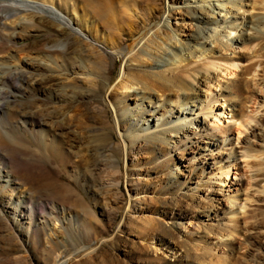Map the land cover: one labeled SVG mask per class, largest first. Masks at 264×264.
<instances>
[{"label": "rangeland", "instance_id": "obj_1", "mask_svg": "<svg viewBox=\"0 0 264 264\" xmlns=\"http://www.w3.org/2000/svg\"><path fill=\"white\" fill-rule=\"evenodd\" d=\"M72 1L76 4L78 14L86 20L79 22L85 34L93 38L97 34L100 39L98 35L101 33L108 41H113L122 48L129 46L138 31L155 20L153 16L139 20L137 31L130 35L129 25L133 18L126 15L128 8L135 5L145 14L150 7L161 3L165 5V0ZM240 4V10L234 14L237 30L228 31V35L221 37L219 43H210L214 52H207L199 58L194 56L192 60L177 65L174 71H167L162 75L164 67L156 68L151 64L137 66L136 61L128 60L138 70L157 71L156 76L164 84L169 79L178 78L182 81V84L179 82L180 86L185 83L195 89L196 72L207 74V83L202 80L194 95L191 89L184 91L185 93H176L185 97V101L192 95L193 100H197L191 109L193 113L184 118L179 116L173 123L170 122L179 127L193 121L192 125L199 130L194 132V127L190 129L192 133L189 142H177L175 146L162 144V155H157L153 151L150 153L149 148L139 150L133 145L138 139L164 131L172 124H162L144 131L139 127L128 129L129 126L124 124L125 132L129 131L128 141L133 147L129 154L130 157L133 153L132 158L124 159V165L123 161L120 163V171L125 173L124 182L120 179L121 172L118 173L114 166L102 164L97 170L93 169L92 164L101 158L102 161L104 158L111 160L112 156H121L117 151L123 148L116 135V128H112L114 112L108 102L120 109L131 103V100L124 97L131 90L124 92V89L113 88L122 73L123 56L95 43L107 65H93V83H86L81 79L72 80L71 68L83 65L79 54L80 42L75 40L73 32L60 30L40 14L36 17H43L42 21L33 17L32 23L24 24V28L20 29L14 22L24 14L21 10L5 19L1 17L6 30L0 29L3 31L0 35V63L3 62V70H9L12 76H0V87L3 90L9 89H5L6 92L0 97L1 101H8V105L4 107L5 112H0V136L4 137L3 133L6 131L5 135L8 134L9 137L24 139L21 124L26 120L28 126L44 130L47 137L46 131L51 125H39L41 119L38 114L42 111L45 117V112H48L47 119L57 122L55 127H50V135L64 133L54 135L63 143L68 155L57 161L47 162L38 152L35 153L30 148L28 151L24 141L14 139L22 143L16 142L14 148L6 141L2 147L0 145V162L7 166L2 174L9 175L10 187L15 188L11 193L8 188L2 187L4 181L0 180V264H55L60 256L69 257L65 264H163L157 258L160 256L168 264L173 263L175 257L162 252V248H155L154 239L155 236L164 235L163 229L171 225L170 218L173 217L174 210L171 213L169 207L172 205L176 208L175 211L184 214L182 222L186 225V229L182 227L177 233L179 237H176L177 243L181 245L179 248L182 247L178 254L183 250L188 254L181 264H216V261L220 264H253L251 257L255 252L249 243L256 239L264 241V227L248 230L247 227L241 228L238 225V235L233 237H216L212 232V229H219L223 233V226L231 225L224 219L227 198L230 196L236 195L234 201L246 205L244 214L239 207L231 206L240 210L238 224L250 212L264 209V191L258 192L264 185V180L263 175L257 173L260 164L264 163V106L261 105L264 96V33L259 36L253 34L254 38L243 44L230 41L243 32L239 28L249 18L264 14V0H242ZM227 18L232 19V16ZM89 20L93 22H90L93 24L92 28L83 24ZM221 25L217 28L223 32ZM94 26L97 27V32ZM17 30L25 36L13 39L8 36L10 31L12 33ZM246 32L242 34H252L251 30ZM4 37L12 39L13 43ZM64 43L65 50L54 49ZM72 49L75 51H71ZM19 56L21 59L30 56L45 60L46 65L40 66L37 73L59 76L62 82L57 87L56 94H44L40 85L22 80L21 74L29 75V67L18 62ZM81 70L82 68L78 71ZM234 83L241 85L239 90L232 89ZM111 90L114 91L110 94ZM169 93L170 97L175 94ZM27 111H35L33 119L25 113ZM149 118L151 121L152 117ZM108 126L109 132L114 135L111 149L102 147V136ZM252 127L260 128L262 135L254 136L250 133ZM220 136L226 139L219 149L216 145H211L214 139L210 137ZM237 136H248L261 152V158L243 155L240 143L234 140ZM226 141H231V145L224 144ZM230 148L232 155L228 160L226 155ZM219 162L225 172L229 167L228 173L211 174ZM116 181L118 185L114 187L113 183ZM152 190H158L159 195L154 196ZM129 196L132 198V206L126 212V199ZM146 219H151L150 223ZM145 228L150 232L142 236ZM192 244L203 246L205 253L204 250L203 253L196 251L197 246L192 248ZM225 258L226 261H223Z\"/></svg>", "mask_w": 264, "mask_h": 264}, {"label": "bare ground", "instance_id": "obj_2", "mask_svg": "<svg viewBox=\"0 0 264 264\" xmlns=\"http://www.w3.org/2000/svg\"><path fill=\"white\" fill-rule=\"evenodd\" d=\"M240 1L242 0H165V5L161 3L155 7H150L147 9V12L145 14L140 12L135 7V5H131L126 11V15L128 17L133 18L132 20H130V25H129L130 35H133L134 32L137 31L139 20L141 21L146 20L152 16L155 18V20L153 23L140 29L138 31V35L134 38L133 42H131L129 46L124 47V48L119 47V45L118 44L116 45L115 43H113V41H108L105 38V36H103V34L101 33L100 35H98L100 39L97 38V34L94 36V38L85 34L82 27L79 26L80 25L79 22L86 21V20H83L81 18V15L78 14L77 9H76V4L72 0H0V29L3 31L6 30L4 29V23L1 22L2 20L1 17L5 19V17L9 15H12V14L14 15L15 13L18 14L19 13L18 11L21 10L24 14L23 15L21 14L22 16L17 20V22H14L17 25V27L20 29L24 28V24L32 23L33 17L42 21L44 18L41 16L44 15L45 18H47L46 20H48L50 23L52 22V24H56L60 30H68V31L73 32V36L75 37L76 35L75 40L76 41L78 40L80 42L79 54L81 56V61L83 65H81L80 67L78 66L75 68L74 67L71 68V73L73 74L72 76L73 78L72 77L70 78H72V80L81 79L86 83L88 82L93 83L94 76H95L92 70L93 65L97 67H102L104 65L105 66L107 65V61L104 58V55L98 50V48L95 46V43H98V45L100 44L102 47H106L109 50L113 49V51L123 56L124 63L121 69L122 73L120 77L118 76L119 78L117 79L116 83L113 85V88L118 87L119 89H122V90L124 89V92L127 89L131 90L130 94H125L124 96L125 99L131 100V103L126 104L123 107L121 106V109H120L119 107L113 105L111 102H108L110 103L111 109L114 112V116H113L114 125H112V128L113 130L114 128H116V131H117L116 135H118V137L120 138L121 145L123 148L121 151L120 150L117 151V154L120 153L121 156L114 157L111 155L113 157L111 160H107L104 158L101 161L102 159L101 158L99 161L95 160V162L92 163L93 169H97V170L100 169V166L102 164L103 166L110 165L111 167L114 166L116 168L114 169L117 170V172L119 173L120 163H122L123 161L122 164L124 165L125 164L124 159L129 160V158L133 154L131 153V156L129 157V154L133 147L139 148V150L149 148L150 153L153 151L157 155L159 154L162 155V149H163L162 144L164 146L166 144L167 146L168 145L175 146L177 142H182L186 140L189 142V139L191 136L190 134L192 133L190 129L194 127L193 131L195 132L197 130V127L195 125H192L191 123L193 121L190 120L189 123H185V124L183 123V125L179 127L176 124H172L173 123L172 121H174L179 116H183L184 118V116H186L187 114L193 113L192 112L193 110L191 111V109L195 106L196 101H197V100H193L194 99L193 95L194 93H197L198 87L200 83H202V80H204V83H207V80H206L207 74L205 73L199 74L198 72H196L194 74V75H197V78L196 77L194 78L195 83L197 85L195 89H192V87H190L189 84L188 86L187 84L185 85L184 82H183L184 84L180 86L182 84L181 83L182 81H180V79L178 78L169 79V82L164 84V83H161L159 78L156 76V74H158L157 71L146 72L144 70L141 71V70H138V68H133V67L136 65L137 66H149L150 64L155 66L156 68L164 67L161 71V75H162V73H165L167 71L168 72L172 70L174 71V69L177 68V65L187 60H192L191 58L194 56L199 58L201 56H205L207 52H214L211 49L210 43L218 42L221 37L228 35L230 30H234V29L237 30L238 24L234 22L235 20L234 14H236L235 12H237V10L239 9L241 5ZM227 3H231V4L226 5ZM37 14H40L41 16L36 17ZM228 16H232V19L231 18L228 19L227 18ZM90 22L92 21L89 20V22L88 21L83 22V24L87 25V27L92 28L93 22L92 23ZM219 25L223 26V32H220L219 31L220 28H217L219 27ZM94 28H95L94 30L97 32V27L94 26ZM239 29L243 32H246V30H251L252 34H246L247 32L245 34H242L243 32H241L235 38L230 39V41L233 42L234 44L235 43L243 44L245 42L251 41L254 38L253 34L256 33L259 36V34L264 33V14H261L260 16H257L254 18H249L247 22L244 23V26L240 27ZM3 31H0V35L3 34ZM257 35H255V37ZM8 36H12L11 38L13 39L15 37L21 38V37H24L25 35L21 31L17 30V32L14 31L12 33L10 31V34ZM5 39L10 40V42L12 40L10 38L8 39V37ZM262 39H263L262 47H264V34H263ZM65 45H66L65 43L58 45L54 49L55 50H63V49L65 50L66 49ZM71 51H75V50L72 49ZM128 60L136 61L137 64L136 65L130 64ZM18 62L25 63L26 67H29L27 68L29 69V75L26 76V75L21 74L22 80L26 79L28 82H32V83H36L40 85V88L44 94L45 93L46 94H51V93L56 94L55 92L57 90V87L60 85L62 80L59 78V76H56L54 74L39 75L37 73V70L39 69L40 66L46 65V62L44 59H42V57L35 58V57L29 56L28 58L26 57L24 59L23 58L21 59L19 56ZM1 63H0V76H2L3 74L8 75L9 77L12 76L9 70H6V71L3 70L4 66L1 65ZM80 68H82V70L78 71ZM240 87L241 85L239 83H234L232 89H234V91H237L240 89ZM188 89L192 90L191 92L193 93V95L187 98L186 101H185V97L183 98L176 94L179 91L182 93H185L184 91H187ZM4 90L2 87H0V97L3 94ZM8 90L9 89H7L6 91ZM112 91L114 90H111V92L109 93L111 94ZM199 91H200V88H199ZM169 92H173L175 94L170 97ZM154 94H155V97H154ZM262 99L263 100L261 102V105L264 106V96H262ZM1 100H0V112L4 113L5 112L4 109H6L4 107L8 105V101L4 102ZM25 113L29 114L31 119H33V116L36 115L35 111L34 112L27 111ZM38 115L40 116V119H41L39 121L40 122L39 125L42 124V125H51L53 127L56 126L55 125L57 123L56 121L47 119L49 117L48 112H45V117H43L42 111ZM149 117H152L151 121ZM262 120L264 122V118H262ZM263 122L261 123V125H263ZM124 124L125 125L127 124L129 126L128 129L139 127L141 131L147 130L149 128L150 129L155 128L162 124H172V125L164 131H161L155 134L151 133L147 137L138 139L133 145V147H131L132 144H130L128 141L129 131L125 132ZM21 125H22L21 131L25 134L24 136L27 140H25V138L23 139L22 137H16V139L18 141H24V143H26L25 146H26V149H28V151L31 149L35 153L38 152L41 155V157L47 162H50L51 160L57 161L63 156L68 155L67 151L62 146L63 143L58 140L59 139L58 137H56L58 136V134L64 135L63 132H61L62 134L52 133V135H50L49 129L51 126L50 127L47 126L49 129H47L46 131L47 132V137H46V134L43 132L44 130L42 131L41 128L36 129L34 126H28L26 124V120ZM31 125L33 124L31 123ZM109 129H110V126L106 128V131H104V135L102 136L101 134L100 136H102V140L104 143V144L102 143L103 144L102 147L104 148L107 147L111 149L110 147L113 146L111 139L113 138L114 135L109 132ZM5 133L6 131L3 133L4 137H1L2 135L0 136L1 147L4 145L3 143H5L6 141V143H9V145H11V148L12 147L14 148L15 147L14 144H16V142L18 143V141H14L15 137H9V135L8 134L5 135ZM250 133H252L254 136L256 134L262 135V130L260 128L252 127V129L250 130ZM54 134H57V135L55 136ZM114 134H115V131H114ZM48 135H50L51 137L48 138ZM97 136L99 137V134H97ZM99 139L100 138H98V140ZM210 139H214L211 145H216L215 147L217 148L219 147L220 149L222 148L223 142L226 139V137H223V136H220V138L210 137ZM234 140L240 143V147L244 151L243 155L250 156L253 158L255 157V159L257 156L260 157L261 152H259L256 146L250 141L248 136L246 138H239L237 136ZM18 144H22V143H18ZM224 144L231 145V141H226ZM209 150L211 151L212 148H210ZM124 155H125V158H124ZM231 155H232V150L230 148L226 155L227 156L226 158L228 159L229 156ZM129 163L130 162L128 161V164ZM213 163H214V160H213ZM6 167L7 166L4 163L0 162V180L4 181V184L2 185V187L8 188V190L12 193L15 188L10 187L11 179L9 175L2 174V172L6 170ZM263 167H264V163L260 164V166L257 169V173L261 176L263 175V180H264ZM215 169L216 170L212 171L211 174L217 172V174L221 175V174L228 173L229 171V167H228V171L225 172L223 170V165L220 164V162ZM114 173L117 174L116 172ZM176 176H177V171L174 172L175 179H176ZM124 177H125V173L121 172L120 179H122L123 182H124ZM156 181L158 182V180ZM113 184H114V187L117 186L118 181L114 182ZM105 185H109V184H105ZM263 186L264 185H262L261 189L258 191L259 193H263L262 192L264 191ZM152 192H154L153 194L156 197L159 195L158 190H152ZM235 196H230L227 198V203H226L225 210H224L225 222L227 221L231 223V225L228 226L225 224V226H223V233H221L219 229H216V230L212 229V232L216 237L218 235L219 236L224 235V236H230V237H233L236 234L238 235V232L236 230L238 225H241V228L247 227L248 230L260 229L261 227H264V209L263 210L261 209L259 211L257 210V212L256 211L250 212L248 216L245 217L244 220L241 221L240 224H238L237 216L238 215L240 216L239 214L240 210H238L237 208L233 209L231 208V206L235 205L236 207H239V209L243 210L242 214H244V212H246L244 211L246 205L236 203L234 201ZM126 200L127 201H126V206H125L124 211L127 212L130 209V206H132L131 196H129ZM248 201H250V199ZM163 204L165 205V203ZM169 208L171 209V213L174 210L173 217L170 218L169 216V218L172 219L171 225L163 229L162 234L164 235L162 236L158 235V236H155V238L153 237L155 239V248H162L163 249L162 252H165V253L167 252L170 256L172 255L173 257H175L174 262L170 264H176L177 262L181 264V262L183 261L182 259H186V255L188 254H186L187 252H185V250H183L182 253L178 254L179 249H181L182 247L179 248L181 245L179 242H178L179 244L177 243L176 237H179L177 234L179 230H181L182 227L183 228L186 227V225H184L182 222V219L184 218V214L175 211L176 208H174L173 205L170 206ZM148 217L150 218V216ZM150 220L146 219L148 223H150ZM124 222L126 221L124 220ZM197 226H200V225H198L197 223ZM149 232H150L149 229L145 228V231L143 230V233L141 235L142 236L143 234L146 235ZM194 232L196 233V231ZM151 236L149 238H152ZM174 238L175 240H173ZM249 244L251 245V248L255 252L252 254V257H251L253 264H264V241H262V239H259V240L256 239L253 243H249ZM194 245L192 244V248L194 247ZM204 249L205 248L203 246L201 247L197 246L195 248L196 251L200 250V253H203V252L205 253L206 249L205 250ZM202 250L204 251L202 252ZM154 251H157V250H154ZM200 256H202V254ZM67 258L69 257L60 256L55 262V264H65L64 262L65 260H67ZM157 258L158 260L161 259L163 264H168V261H166L162 256L157 257ZM223 261H226V258ZM217 263L218 262L216 261V264Z\"/></svg>", "mask_w": 264, "mask_h": 264}]
</instances>
